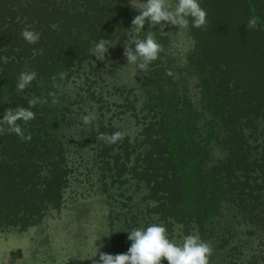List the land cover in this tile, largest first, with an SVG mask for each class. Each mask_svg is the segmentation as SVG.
I'll return each mask as SVG.
<instances>
[{
	"label": "trees",
	"instance_id": "obj_1",
	"mask_svg": "<svg viewBox=\"0 0 264 264\" xmlns=\"http://www.w3.org/2000/svg\"><path fill=\"white\" fill-rule=\"evenodd\" d=\"M199 3L207 25L195 28L201 37L189 55V71L198 78L202 106L178 85L179 70L172 75L166 74L168 66L151 71L143 116L136 114L142 129L132 140L120 141L113 164L115 175L127 167L145 187L142 199L154 203L149 210L160 220L169 226L189 224L204 238L224 204L247 211L243 204L249 202L254 211H264V0ZM235 7L240 30L234 37L235 20L225 27L215 20L222 8ZM130 14L126 0H0V120L8 108H28L27 98L47 101L31 109L35 119L18 121L30 141L0 133V226L25 230L48 207L60 206L71 171L64 140L71 111L64 90L83 71L88 74L86 66L99 68L90 51L94 41L128 39ZM250 16L257 18V27L248 30ZM27 26L41 34L36 44L22 38ZM149 30L158 41L160 33L148 23L140 37ZM24 70L37 76L18 92ZM159 72L168 84L160 82ZM49 93L59 102L53 104ZM101 130L111 134L117 128L102 125ZM134 152L133 164L120 163Z\"/></svg>",
	"mask_w": 264,
	"mask_h": 264
},
{
	"label": "rangeland",
	"instance_id": "obj_2",
	"mask_svg": "<svg viewBox=\"0 0 264 264\" xmlns=\"http://www.w3.org/2000/svg\"><path fill=\"white\" fill-rule=\"evenodd\" d=\"M143 2L133 0L134 8L131 0H126L133 13L128 24L139 14ZM168 3L174 7L177 0H168ZM239 15L237 7L222 8L215 25L225 27L236 21L231 32L236 36L240 30ZM154 28L160 33L157 42L163 50L147 71L127 65L123 55L127 39L120 36L107 38L114 46L109 48L106 60L99 61L95 71L86 66L88 74L83 71L64 90L71 111V123L64 125L71 171L62 190L61 204L48 207L42 218L25 230L9 224L0 226V264H92L90 258L97 251L96 246L104 245L99 252L126 253L131 245L127 231L135 227L146 228L153 223H163L169 238L177 243H182L184 236L196 233L203 241L211 242L213 251L209 264H264V211H254L249 202L243 204L248 207L247 211L224 204L210 220L204 238L189 224L176 221L169 226L159 219V214L149 210L148 205L154 203L142 199L146 189L131 176L127 167L122 174L115 175L113 154L122 150L120 141L108 145L96 139L100 133L110 134L108 130L102 132V125L117 128L125 133L124 138L129 136L131 140L139 134L143 125L136 114L143 116L142 108L149 98L148 89L152 87L146 83H149L151 71L157 69L168 66L174 74L179 70L178 85L188 94L190 91L197 105L202 106L198 78L189 71V55L201 37L200 33L192 27L191 19L186 29L171 25ZM221 33L225 34L223 29ZM218 40L214 39L215 42ZM129 46L134 47L131 43ZM159 75L160 82L168 84L167 76L165 78L161 72ZM88 112H94L96 119L84 125L81 117ZM262 126L264 128V122ZM106 148L109 150L105 153ZM135 156L134 152L129 161L122 156L120 163L131 165ZM107 161L111 163L107 164ZM161 264L168 262L165 259Z\"/></svg>",
	"mask_w": 264,
	"mask_h": 264
},
{
	"label": "clouds",
	"instance_id": "obj_3",
	"mask_svg": "<svg viewBox=\"0 0 264 264\" xmlns=\"http://www.w3.org/2000/svg\"><path fill=\"white\" fill-rule=\"evenodd\" d=\"M131 5L136 8L133 0H131ZM189 19H191L194 28L199 29L207 25V12L201 7L199 0H177L174 7L169 5L168 0H144L140 6L139 14L132 19V26L127 30L128 39L125 40L123 52L127 65H135L140 71H147L149 65L158 59L163 50L151 30L146 32L144 38L140 37L141 32H144L146 22L149 29L157 25H171L178 29H186L189 26ZM247 21L248 30L257 27V18L250 16ZM52 27H56V25H52ZM30 28L31 26L25 27L21 31V36L28 44H36L40 40L41 34L38 31L30 30ZM130 43L134 47L129 46ZM113 46L111 40L100 39L93 42L90 51L97 61H105L109 48ZM166 74L172 75V72L169 70ZM36 76L35 71H21L17 80V91L23 92L36 79ZM49 95L53 98V104L59 102L55 93H49ZM27 101L28 108L20 106L5 110L3 119L0 120V133L5 131L15 133L21 141L32 139L30 133L25 135L18 121L27 124L35 119V113L31 109L37 103H47V101L35 96L27 98ZM85 111L88 110L85 109ZM95 119L94 112H88L81 117L84 125L91 124ZM4 126H7L6 129ZM124 136V132L116 131L111 134L100 133L96 139L111 145L121 141ZM127 232V239L131 241V245L126 253L99 252V248L104 245L101 243L97 247L95 244L97 251L90 258L92 264H161V261L165 259L168 264H209V258L213 251L211 242L203 241L198 233L188 234L183 237L182 243H177L169 238L167 228L163 223H153L146 228L135 227ZM98 252L99 258L96 259Z\"/></svg>",
	"mask_w": 264,
	"mask_h": 264
}]
</instances>
